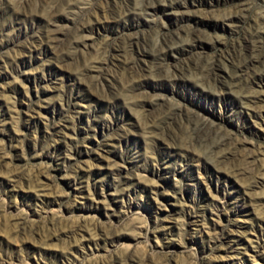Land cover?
<instances>
[{
	"label": "rangeland",
	"instance_id": "374dc122",
	"mask_svg": "<svg viewBox=\"0 0 264 264\" xmlns=\"http://www.w3.org/2000/svg\"><path fill=\"white\" fill-rule=\"evenodd\" d=\"M0 264H264V0H0Z\"/></svg>",
	"mask_w": 264,
	"mask_h": 264
}]
</instances>
